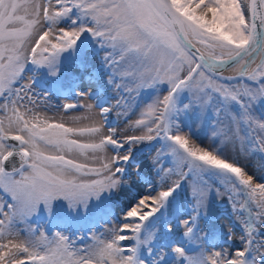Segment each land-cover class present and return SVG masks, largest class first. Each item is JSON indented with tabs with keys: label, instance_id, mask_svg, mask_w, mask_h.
I'll list each match as a JSON object with an SVG mask.
<instances>
[{
	"label": "snow or ice",
	"instance_id": "6c2138e0",
	"mask_svg": "<svg viewBox=\"0 0 264 264\" xmlns=\"http://www.w3.org/2000/svg\"><path fill=\"white\" fill-rule=\"evenodd\" d=\"M86 33L100 51L82 39ZM89 67V87L78 97L95 103L77 99L63 109H83L71 119L93 125L42 117L35 73L45 72L66 95L62 74L79 87L78 71ZM228 69L236 76H224ZM150 89L157 94L142 108ZM214 104L217 123L202 143L181 119ZM97 108L102 122L94 120ZM113 111L125 131L109 120ZM157 140L165 145L151 157L155 190L149 181L148 194L102 237L76 248L60 231L50 239L33 227L41 206L52 215L60 200L87 213L91 201L128 183L135 147ZM257 152L264 154V0H0V264H264V182L256 175L264 161L247 165ZM185 183L192 214L181 217L177 208L162 228L154 224ZM213 192L231 203L242 232L230 227L228 240L241 247L217 248L201 228Z\"/></svg>",
	"mask_w": 264,
	"mask_h": 264
},
{
	"label": "rangeland",
	"instance_id": "374dc122",
	"mask_svg": "<svg viewBox=\"0 0 264 264\" xmlns=\"http://www.w3.org/2000/svg\"><path fill=\"white\" fill-rule=\"evenodd\" d=\"M86 43L92 44L93 48L99 50L98 45L95 44L94 39L85 34L82 38ZM102 55V51L100 52ZM67 55V54H66ZM98 59V58H97ZM34 66L29 64V68ZM91 71V67L78 71L80 76L79 87H73V82L67 73L62 74L61 81L63 83V91L66 95H61L58 90L57 82L47 76L45 72L37 71L35 93L37 94V103L41 104V108L38 109L42 117H46L54 122H64L68 126L73 127H87L88 125L83 123V120L73 121L71 117L84 116V114L78 115L80 112L84 113L83 109H72L63 111V105L65 103H76L79 99L80 103L88 104L94 103L91 98H79L78 92L88 89L86 83L87 79L84 77L87 72ZM27 75H33L30 71ZM235 84L236 81L230 82ZM244 83V81H241ZM109 89L111 86H107ZM167 85H161L160 91L166 92ZM45 91L50 94L45 99ZM157 91L155 89L146 90L140 98L141 107L151 99L155 97ZM109 98H115L114 92H109ZM185 102H187V93H184ZM215 104L212 108H209L206 112L200 113L197 111H191L187 113L181 119V124L185 131H191L194 138H198L202 143H208L213 126L217 123V117L214 111ZM98 109V108H97ZM96 109V110H97ZM95 110V109H94ZM77 114V115H76ZM227 114L224 113L220 119L226 120ZM141 118L139 112L132 116V119ZM147 119V117H144ZM109 119L115 121V126L118 132L126 130V123L123 117H117L115 111L110 113ZM107 128V127H105ZM129 134H141L138 129L129 130ZM82 142H88L89 138H78ZM163 140H157L151 144L144 143L139 144L133 150V158L128 162L125 172V179L128 183L123 184L118 191H113L110 195L105 194L101 200H93L89 205L87 213L83 209L71 210L68 208L67 203L63 200L57 201L54 207L52 215H49L47 211L41 206V211L38 215L32 218L33 227H38L48 233L49 238H53V234L56 231H60L72 238L74 246L80 248L92 243L91 236L102 237L105 229L114 226L116 223L122 222L123 214L143 195L148 194L149 187L148 182L153 184V191L155 190L157 171L152 162V155L161 146H164ZM127 147V146H126ZM110 150V149H109ZM77 159L78 162L92 163L91 159L86 160L84 157L78 154H72V157ZM258 161H264V154L254 153L248 158L247 165L251 169ZM139 166L141 170L142 178L136 179V169ZM257 179L264 182V168L256 169ZM215 183V181H214ZM192 196L189 185L183 184L182 187L174 194L173 199L170 201L169 208L162 210L161 214L154 219V224H159L163 227V217H171L177 208L180 210L179 215L186 217L192 214ZM65 218L69 219L65 222ZM74 220V221H73ZM113 221V223H112ZM200 226L209 238L213 239V244L217 247H232L233 249L241 247V241L233 238L228 240L229 228L237 236L241 234L242 229L239 222L233 212L232 205L227 197H218L215 192L212 193L208 201L206 214L200 216ZM264 234V233H262ZM182 235V232L180 233ZM189 252L196 250L195 245H184ZM230 247V248H231ZM171 256V253H170ZM147 258V257H145Z\"/></svg>",
	"mask_w": 264,
	"mask_h": 264
},
{
	"label": "bare ground",
	"instance_id": "6f19581e",
	"mask_svg": "<svg viewBox=\"0 0 264 264\" xmlns=\"http://www.w3.org/2000/svg\"><path fill=\"white\" fill-rule=\"evenodd\" d=\"M255 67V66H254ZM236 70H234V69H228V70H225L224 72H223V75L224 76H226V77H232V76H236ZM86 85H87V87H89V85H88V82L86 83ZM94 103H95V101H93ZM66 104V103H65ZM64 111V110H63ZM94 112H95V117H94V120L96 121V122H102V117H100L99 116V109H95L94 110ZM81 114H84L85 115V111H84V113H82V112H80L78 115H81ZM77 115V114H76ZM110 120V119H109ZM111 121V120H110ZM83 123L84 124H86V125H88V126H92L93 125V121L92 120H89V119H84L83 120ZM107 127V126H106ZM104 131H105V134H107L108 133V128H105L104 129ZM108 155H112V152H111V150H109V152H108ZM231 247V246H230ZM231 249H233L232 247H231ZM234 250V249H233Z\"/></svg>",
	"mask_w": 264,
	"mask_h": 264
},
{
	"label": "water",
	"instance_id": "95a60500",
	"mask_svg": "<svg viewBox=\"0 0 264 264\" xmlns=\"http://www.w3.org/2000/svg\"><path fill=\"white\" fill-rule=\"evenodd\" d=\"M231 82H233V81H231Z\"/></svg>",
	"mask_w": 264,
	"mask_h": 264
}]
</instances>
